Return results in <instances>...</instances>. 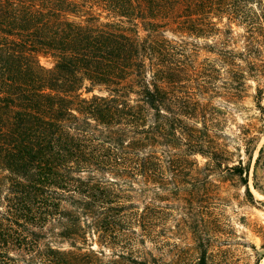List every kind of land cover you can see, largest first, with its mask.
Listing matches in <instances>:
<instances>
[{"label": "trees", "instance_id": "trees-1", "mask_svg": "<svg viewBox=\"0 0 264 264\" xmlns=\"http://www.w3.org/2000/svg\"><path fill=\"white\" fill-rule=\"evenodd\" d=\"M200 40L254 78L263 0H0V264H159L164 202L228 160Z\"/></svg>", "mask_w": 264, "mask_h": 264}, {"label": "rangeland", "instance_id": "rangeland-1", "mask_svg": "<svg viewBox=\"0 0 264 264\" xmlns=\"http://www.w3.org/2000/svg\"><path fill=\"white\" fill-rule=\"evenodd\" d=\"M212 22L232 32L235 45L229 49L241 52L244 29L229 24L226 17L212 18ZM199 43V61L208 59L214 69L208 82L216 142L228 152V160L221 169L207 174L201 170L184 179L187 183L181 185L178 199L164 202L162 246H146L159 264H197L202 254L206 264H264V48L247 60L257 75L252 78L244 73L238 82L230 66H220L217 44L208 53L203 40ZM236 92L239 95L233 97ZM195 159L200 169L205 168L206 159ZM239 163L249 166L242 178L251 197L240 179L224 168Z\"/></svg>", "mask_w": 264, "mask_h": 264}]
</instances>
